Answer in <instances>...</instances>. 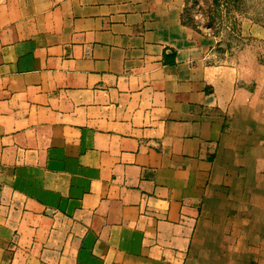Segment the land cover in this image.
Masks as SVG:
<instances>
[{"label":"crops","instance_id":"1","mask_svg":"<svg viewBox=\"0 0 264 264\" xmlns=\"http://www.w3.org/2000/svg\"><path fill=\"white\" fill-rule=\"evenodd\" d=\"M184 7L0 0V264H264V65Z\"/></svg>","mask_w":264,"mask_h":264},{"label":"rangeland","instance_id":"2","mask_svg":"<svg viewBox=\"0 0 264 264\" xmlns=\"http://www.w3.org/2000/svg\"><path fill=\"white\" fill-rule=\"evenodd\" d=\"M183 21L201 33L213 35L227 54L250 70L264 65V36L244 34V25L264 29V0H185Z\"/></svg>","mask_w":264,"mask_h":264},{"label":"trees","instance_id":"3","mask_svg":"<svg viewBox=\"0 0 264 264\" xmlns=\"http://www.w3.org/2000/svg\"><path fill=\"white\" fill-rule=\"evenodd\" d=\"M183 19H184V17H183ZM183 22H184L185 25L190 26L185 20Z\"/></svg>","mask_w":264,"mask_h":264}]
</instances>
